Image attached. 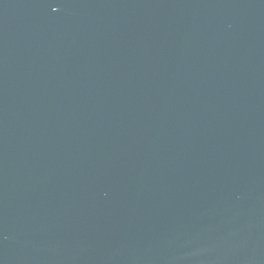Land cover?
Returning a JSON list of instances; mask_svg holds the SVG:
<instances>
[{
  "label": "water",
  "instance_id": "obj_1",
  "mask_svg": "<svg viewBox=\"0 0 264 264\" xmlns=\"http://www.w3.org/2000/svg\"><path fill=\"white\" fill-rule=\"evenodd\" d=\"M0 264H264V0H0Z\"/></svg>",
  "mask_w": 264,
  "mask_h": 264
}]
</instances>
